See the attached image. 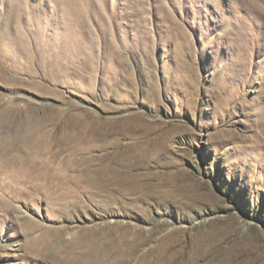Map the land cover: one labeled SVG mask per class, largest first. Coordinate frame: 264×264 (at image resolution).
<instances>
[{
    "label": "rangeland",
    "instance_id": "rangeland-1",
    "mask_svg": "<svg viewBox=\"0 0 264 264\" xmlns=\"http://www.w3.org/2000/svg\"><path fill=\"white\" fill-rule=\"evenodd\" d=\"M0 264H264V0H0Z\"/></svg>",
    "mask_w": 264,
    "mask_h": 264
},
{
    "label": "bare ground",
    "instance_id": "bare-ground-1",
    "mask_svg": "<svg viewBox=\"0 0 264 264\" xmlns=\"http://www.w3.org/2000/svg\"><path fill=\"white\" fill-rule=\"evenodd\" d=\"M110 166V165H109ZM111 167V166H110ZM103 189H106V188H103ZM109 190V189H108ZM63 241V240H62ZM65 256V255H64ZM64 260V259H63ZM67 260V259H66ZM82 261H84V260H82Z\"/></svg>",
    "mask_w": 264,
    "mask_h": 264
}]
</instances>
